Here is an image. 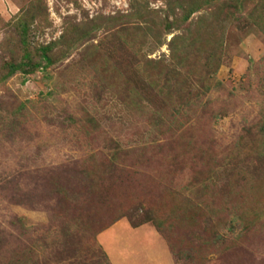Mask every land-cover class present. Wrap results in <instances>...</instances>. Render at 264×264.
<instances>
[{
    "label": "rangeland",
    "instance_id": "374dc122",
    "mask_svg": "<svg viewBox=\"0 0 264 264\" xmlns=\"http://www.w3.org/2000/svg\"><path fill=\"white\" fill-rule=\"evenodd\" d=\"M0 264H264V0H0Z\"/></svg>",
    "mask_w": 264,
    "mask_h": 264
}]
</instances>
